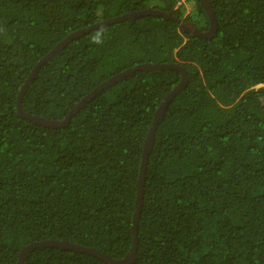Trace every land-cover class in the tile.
<instances>
[{
	"label": "trees",
	"instance_id": "trees-1",
	"mask_svg": "<svg viewBox=\"0 0 264 264\" xmlns=\"http://www.w3.org/2000/svg\"><path fill=\"white\" fill-rule=\"evenodd\" d=\"M188 1L185 13L179 0H0V264L44 240L113 259L128 251L143 142L180 72L135 70L58 127L18 116L17 97L42 57L87 26L151 9L207 31L201 3ZM208 1L210 38L152 15L103 25L40 63L21 99L24 112L59 121L128 68L184 67L147 155L132 264H264V0ZM98 30L102 45L91 43ZM23 264L107 263L39 246Z\"/></svg>",
	"mask_w": 264,
	"mask_h": 264
},
{
	"label": "water",
	"instance_id": "water-1",
	"mask_svg": "<svg viewBox=\"0 0 264 264\" xmlns=\"http://www.w3.org/2000/svg\"><path fill=\"white\" fill-rule=\"evenodd\" d=\"M198 1L201 3L203 9L205 10V12L207 13V16L209 18V28L207 31H200L194 22L185 21L179 17L173 16L171 11L165 13V12H162L159 10L149 9V10H142V11H137V12L126 13V14H122L120 16L111 18L109 20L97 23L95 25L87 26L83 29H80L78 31H75V32L69 34L64 39H62L60 42H58L44 57H42V59L36 64V66L30 72L29 78L21 86V89L18 93L16 112H17L18 116H20L24 119H27L29 121H32L34 123H37L39 125L45 126V127H58V126L64 125L68 121L70 116L72 114H74L77 111V109L79 107H81L95 93H97L98 91L108 87L109 85H112L115 82L123 79L124 77L131 74L135 70H153V69L174 68L180 72V81L166 95L164 100L158 106V108L154 114V121H153L151 127L149 128L147 135H146L144 142H143V144H144L143 155L141 158L140 169H139V174H138V178H137L135 210H134L133 215H132V224H131L132 243H131V246L128 249V251L125 253V255L120 259H113L110 256H108V255H106V254H104V253H102V252H100L94 248L81 247L79 245L68 243L66 241L44 240L41 242L30 243L28 246L24 247L19 253L18 264H23V257L25 256L26 251L29 248H34V247H39V246H55V247H60V248H65V249H75L78 251H83V252H86L88 254H91V255L98 257L99 259H101L103 262H105L107 264H132L136 260L135 253H136V246H137V224H138V218H139V213H140V207L142 205L143 179H144V171H145V166H146L147 155H148V153L152 147L156 124L159 122L161 115L163 114L166 106L168 105V103L170 102L172 97L181 88H183L187 82L186 71L184 70V68L182 66H180L178 64H174V63H171V64L142 63L139 65H135L134 67L128 68V69L122 71L121 73H119L118 75L112 76V77L108 78L106 81L99 84L88 95H86L84 98H82L72 109H70L68 111V113L66 114V116L62 120L56 121V120H49V119H46L44 117H40L37 115L29 114V113H26L22 110L21 99H22L24 92L27 89L28 84L30 83V78L34 74L36 67L40 63L44 62L49 57L54 55L62 47L63 44L67 43L72 38L78 37L79 35H81L83 33H86L90 30L99 28L103 25H107L110 23L121 21V20H123L125 18H129V17L152 15V16L168 18V19L174 20L176 23H178L179 27L184 32L189 33L190 35H195V36H199V37H203V38H210L215 32V19H214L213 10H212V7H211L210 2L208 0H198ZM180 3L181 2L179 1L178 5Z\"/></svg>",
	"mask_w": 264,
	"mask_h": 264
},
{
	"label": "clouds",
	"instance_id": "clouds-1",
	"mask_svg": "<svg viewBox=\"0 0 264 264\" xmlns=\"http://www.w3.org/2000/svg\"><path fill=\"white\" fill-rule=\"evenodd\" d=\"M104 42V35L102 30H98L92 37L91 43L96 45H102Z\"/></svg>",
	"mask_w": 264,
	"mask_h": 264
},
{
	"label": "rangeland",
	"instance_id": "rangeland-1",
	"mask_svg": "<svg viewBox=\"0 0 264 264\" xmlns=\"http://www.w3.org/2000/svg\"><path fill=\"white\" fill-rule=\"evenodd\" d=\"M179 1L181 3H184L185 13H188L193 5L192 1L191 2H189L188 0H179Z\"/></svg>",
	"mask_w": 264,
	"mask_h": 264
},
{
	"label": "bare ground",
	"instance_id": "bare-ground-1",
	"mask_svg": "<svg viewBox=\"0 0 264 264\" xmlns=\"http://www.w3.org/2000/svg\"><path fill=\"white\" fill-rule=\"evenodd\" d=\"M184 68V67H183ZM188 77V76H187ZM154 140V139H153ZM143 147V146H142ZM145 174V173H144ZM92 247V246H91Z\"/></svg>",
	"mask_w": 264,
	"mask_h": 264
},
{
	"label": "flooded vegetation",
	"instance_id": "flooded-vegetation-1",
	"mask_svg": "<svg viewBox=\"0 0 264 264\" xmlns=\"http://www.w3.org/2000/svg\"><path fill=\"white\" fill-rule=\"evenodd\" d=\"M189 2H191V1H189ZM193 3V2H192Z\"/></svg>",
	"mask_w": 264,
	"mask_h": 264
}]
</instances>
